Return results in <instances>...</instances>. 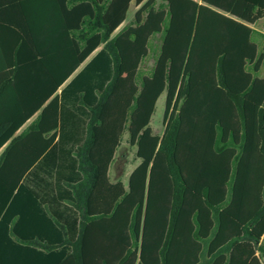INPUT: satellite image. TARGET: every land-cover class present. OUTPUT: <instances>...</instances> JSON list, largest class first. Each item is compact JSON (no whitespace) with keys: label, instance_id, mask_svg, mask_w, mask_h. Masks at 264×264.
<instances>
[{"label":"trees","instance_id":"1","mask_svg":"<svg viewBox=\"0 0 264 264\" xmlns=\"http://www.w3.org/2000/svg\"><path fill=\"white\" fill-rule=\"evenodd\" d=\"M263 21L264 0H0V264H264Z\"/></svg>","mask_w":264,"mask_h":264},{"label":"rangeland","instance_id":"2","mask_svg":"<svg viewBox=\"0 0 264 264\" xmlns=\"http://www.w3.org/2000/svg\"><path fill=\"white\" fill-rule=\"evenodd\" d=\"M134 10L132 8V10L130 11V16L133 14ZM260 28L264 29V21L263 23L260 25ZM165 110H166V96L164 95L163 97H161V99L158 102V107H157V112L153 118V122L152 125L153 127L159 132H163L164 130V123H163V119H164V115H165ZM125 141L128 139V135L125 136ZM128 147V145L125 143L124 147ZM138 164V161L136 159V150L135 149H129L128 150V155H127V163L124 166V171H123V176L122 178L127 182L128 177L131 173V171L133 170V168ZM123 168V167H122ZM117 172L113 173V177H116ZM121 175V174H120ZM55 181H52V187L47 190L52 191L51 193L55 194Z\"/></svg>","mask_w":264,"mask_h":264},{"label":"crops","instance_id":"3","mask_svg":"<svg viewBox=\"0 0 264 264\" xmlns=\"http://www.w3.org/2000/svg\"><path fill=\"white\" fill-rule=\"evenodd\" d=\"M132 8H133L134 12H133V14H132L131 16H129V20L133 19V17L135 16L137 10L139 9V7H137V6H135V5H134ZM131 10H132V9H131ZM122 28H123V26H121V27L118 29L117 32H119ZM260 29L263 31L262 28H260ZM99 50H100V49H99ZM99 50H97V51L94 53V55H95ZM60 92H61V91H59V93H60ZM35 117H36V116H35ZM29 123H30V122H29ZM29 123H28V124H29ZM28 124H26V125H25V126H24V127L18 132V134L21 133L22 131H24V130L26 129V127L28 126ZM3 150H4V148H2V149L0 150V156H1L2 152H3ZM44 175H45V166H44V165H39V166H37L36 169H34L33 174L27 179V182H28V184L31 185V187H33V188L36 189L38 192H40L41 197H42L43 199H48V200H50L51 202H53V204H54V203H55V194H54V193H51L52 191H49V190L44 189V187H43L44 185H43V184L41 185V181H42V179L44 178ZM122 179H123V178H122ZM39 189H42V190H39ZM54 206H55V208H56L57 210L63 211L67 217H69V218H74L75 214L72 213V212L67 211L65 205H64V206H61V205H59V204L56 203V204H54Z\"/></svg>","mask_w":264,"mask_h":264}]
</instances>
